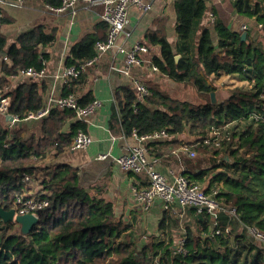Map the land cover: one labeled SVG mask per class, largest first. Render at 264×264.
<instances>
[{
    "label": "trees",
    "instance_id": "trees-1",
    "mask_svg": "<svg viewBox=\"0 0 264 264\" xmlns=\"http://www.w3.org/2000/svg\"><path fill=\"white\" fill-rule=\"evenodd\" d=\"M41 2L58 8L63 0ZM174 10L176 43L166 35L165 18L156 19L154 28L144 33L145 46L159 51L150 66L157 68L161 78L190 86L202 103L180 101L152 81L141 82L149 94L140 97L130 84L114 91L111 123L127 137L133 131L147 135L165 130L168 138L147 143V156L155 159L187 145L197 152L206 151L203 140H214L218 132L216 152L224 162L189 179L206 192L217 190L216 198L234 207L243 224L264 233V123L253 120L264 113V0L235 3L238 15L261 25L263 39L258 45L251 43L249 33L242 40L241 32L210 24L205 0H174ZM197 23L204 27L194 28ZM107 30L102 21L95 25L92 33L69 49L65 66L91 59L95 43L104 40ZM197 32L194 53L187 44ZM55 38V30L46 32L43 26L12 41L0 33V54L5 53L0 56V98H10L8 113L25 124L11 125L0 116V208L13 207L25 186L23 176L33 172H43L42 186L49 196L48 206L38 211V220L27 233L0 219V264H264V252L238 232L239 223L232 219L219 216L216 227H230L224 236L214 232L210 217L197 214L194 208L163 211L156 233L138 235L133 224L117 215L112 202L97 189L82 185L76 169L62 163L44 166L47 153L56 156L70 149L85 123L75 119L72 110L57 108L25 123L28 114L45 107L48 82L21 78L13 83L10 78L44 67L47 56L42 50L53 45ZM222 75L236 76L248 88H230L223 95L208 82ZM83 77L63 83L60 96L74 95L81 106L91 102L90 93L76 94ZM4 87H8L5 93ZM185 211L182 236L175 215ZM179 241L183 253L177 252Z\"/></svg>",
    "mask_w": 264,
    "mask_h": 264
},
{
    "label": "crops",
    "instance_id": "crops-1",
    "mask_svg": "<svg viewBox=\"0 0 264 264\" xmlns=\"http://www.w3.org/2000/svg\"><path fill=\"white\" fill-rule=\"evenodd\" d=\"M149 1L151 9L146 13L135 7L129 9L130 28L128 31L130 36L126 37L124 34L119 36L115 47L103 53L97 63L88 67L84 73L83 84L79 87L77 96L82 97L90 93L93 99L101 103L100 108L85 123L83 132L88 134L92 140L89 147L86 150L70 148L56 156L47 153L42 161L44 166L62 163L76 169L84 187L97 189L102 197L113 203L118 216H121L125 222L133 224V228L137 231H145L147 234L157 232L156 228L163 213L161 203L155 202L148 210H144L133 200L132 188L145 187L147 181L144 175L122 171L116 165L115 159L125 154L129 147L135 144V140L131 136L124 135L114 122L111 123L110 117L114 107V91L118 87L130 85L133 77L140 82L158 83L162 87L164 80L171 83L167 78H161L158 72L151 70L150 59L152 56H159L157 47H147V53L140 54L142 64L131 68L130 76L123 72L126 66L125 58L118 50L120 48L129 50L135 43L145 45L144 33L154 28L156 19H166V35L169 40L176 43L174 0ZM237 1L205 0L209 8L208 13H212L215 17V20L210 22L207 16L208 22L218 23L239 32L243 25L251 27L255 20L237 14L235 10ZM102 12V5L91 6L82 2L60 12L52 11L41 0H24L19 6L10 0L3 5L1 15L4 22L0 23V33L11 41L19 34L36 26H43L46 32L55 30L54 44L42 50L47 56L46 73L42 80L48 82L44 105L49 104L51 98L62 95L60 92L62 80L57 77L61 75L65 67L66 55L74 44L86 34L93 32L94 26L101 22ZM202 27L204 24L201 23L194 26L196 29ZM198 36L197 32L195 38L188 42V50H193V42ZM213 85L216 86V82ZM187 147L194 151V156H188L179 148L159 157L157 169L168 182H172L178 175L194 177L201 171L220 166L224 162L223 155L217 153L215 149L207 148L206 151L197 152L193 146L187 145ZM151 149L155 150V146ZM100 155H106V158L101 160ZM22 190L28 189L24 187ZM186 212L184 215L175 216L183 220Z\"/></svg>",
    "mask_w": 264,
    "mask_h": 264
},
{
    "label": "built area",
    "instance_id": "built-area-1",
    "mask_svg": "<svg viewBox=\"0 0 264 264\" xmlns=\"http://www.w3.org/2000/svg\"><path fill=\"white\" fill-rule=\"evenodd\" d=\"M10 0H0V19L2 17L1 10ZM24 0L11 1L13 4L19 6ZM82 2L87 5L103 6L101 14V21L108 25L103 41L97 42L94 45V56L79 65L65 66L61 75L57 78L62 80V84L66 83L69 79L77 78L84 74L86 69L93 66L103 53L115 47L116 41L119 36L124 34L126 37L130 36L129 28V9L132 7L137 8L144 13L151 9L149 0H63L62 5L58 8H51L52 11L60 12L67 8L73 7L76 3ZM210 22L215 20L212 13H208ZM257 29L261 25H256ZM241 33L246 35L249 33V27L243 25L240 28ZM124 55L125 69L124 74L130 76V70L142 64L140 54L147 53V47L141 43H135L129 50L120 48L118 50ZM151 70L157 72L156 67H151ZM45 66L38 69H27L20 77L12 76L11 82H17L19 79H37L41 80L45 77ZM131 85L140 97L149 94L146 87L136 78L131 79ZM8 91V87H4L3 93ZM264 100V94H261ZM9 97L0 98V116H3L8 124H13L19 121L17 117H13V122L8 121L11 116L8 113ZM101 106L97 99H93L88 104L81 106L78 104L77 98L74 95L58 96L51 98L49 104L45 105L37 113L28 114L25 120H38L48 115L49 110L52 108L67 109L74 112V117L78 121L86 123L90 116H92ZM254 121H261L264 123V113L253 117ZM169 135L165 130L154 131L147 135H138L135 131L132 132L131 138L135 140V144L130 146L125 154L115 159L116 165L125 172L132 174H142L147 180L145 187L132 188L133 200L141 205L144 210H148L155 202H160L163 211H183L188 208H194L197 214L207 215L213 219L215 228L214 232L217 235H229L230 227L227 225L223 230L216 227L219 216L226 217L228 220H234L239 223L238 232H243L249 240H251L260 250L264 252V233L259 231L256 227L243 224L234 207L223 205L222 201L216 198L217 190L210 189L206 192L203 187L184 175H178L172 182H168L161 172L157 169L159 159L149 158L147 156L148 149L147 143L149 141H156L168 138ZM215 139H205L202 145L206 149H219L220 143L218 132L215 134ZM92 140L88 134L83 131H77L74 135L71 149L72 150H86L91 144ZM180 151L192 157L195 155L194 151L190 150L187 146L180 148ZM106 155H100L99 159H105ZM36 167V165H35ZM42 174L35 172L25 174L22 182L24 187L28 190L23 191L15 197L14 205L11 209L14 211V221L19 220L24 216H30L38 220V211L47 207L49 204V196L42 186ZM15 223V222H14ZM26 233V232H25ZM177 252L183 253L182 242L177 245Z\"/></svg>",
    "mask_w": 264,
    "mask_h": 264
},
{
    "label": "rangeland",
    "instance_id": "rangeland-1",
    "mask_svg": "<svg viewBox=\"0 0 264 264\" xmlns=\"http://www.w3.org/2000/svg\"><path fill=\"white\" fill-rule=\"evenodd\" d=\"M245 1H247V2H249L251 4H253L255 2V0H245ZM245 1H243V2H245ZM255 23L256 22L254 21V22H252L251 27L249 26V29H250V31H249V35H250L249 40L251 41V43L253 45H258L262 41V39H263V33H262V31H260V29L255 28V25H256ZM193 47H194L193 48V52L195 53L196 52V41L193 42ZM164 81H165L164 82V86L162 87L163 90H165L167 93H169L174 98H176V99H178L180 101H185V102H189V103H192V104H200V103H202V100L197 97L195 91L190 86H183V84L177 83V82L172 81V80H170L171 83L168 82L167 80H164ZM208 82L210 84H213V83L216 82V87H218L217 89H219L217 91L219 93H222L223 95H225L226 94V91L228 89H230V88H236V87H238V88H242V87L248 88V86L245 84V82H242L241 83L240 80L236 76H226V75H222V76H220L218 78H211V81L209 80ZM220 82H222V83L219 84ZM30 122H31V120L26 121L25 123H30ZM16 124H22V123H20L18 121L13 123V125H16ZM22 127H25V124L24 123L22 124ZM230 133H231V131L229 132V134ZM39 173L40 174H43V172H39ZM23 219L24 218L22 217L19 220L15 221L14 226L20 232L25 233L28 224H27V222L23 221ZM183 220H180V222H179V227L181 229L180 231H181V235L182 236H184ZM141 232L146 233L144 231H137V234L140 235ZM178 240H180V238L177 239V241Z\"/></svg>",
    "mask_w": 264,
    "mask_h": 264
},
{
    "label": "water",
    "instance_id": "water-1",
    "mask_svg": "<svg viewBox=\"0 0 264 264\" xmlns=\"http://www.w3.org/2000/svg\"><path fill=\"white\" fill-rule=\"evenodd\" d=\"M246 34L245 33H241V39L244 40ZM0 56H5V53H1ZM180 58V56H176L175 57V60L177 61L178 59ZM211 97V102L212 103H215V94L214 93H211L210 95ZM8 121L9 122H13V117L12 116H9L8 118ZM23 221L27 222L28 226H27V229H26V233L27 231L36 223L37 220H35L34 218L30 217V216H25L23 217ZM0 219L4 222V223H14V211L13 209H10L8 211H5L3 210L2 208H0Z\"/></svg>",
    "mask_w": 264,
    "mask_h": 264
}]
</instances>
